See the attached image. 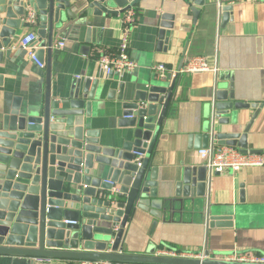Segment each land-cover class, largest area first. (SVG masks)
I'll return each instance as SVG.
<instances>
[{"label": "water", "instance_id": "1", "mask_svg": "<svg viewBox=\"0 0 264 264\" xmlns=\"http://www.w3.org/2000/svg\"><path fill=\"white\" fill-rule=\"evenodd\" d=\"M142 0H0V64L13 41L26 27L29 12L37 15V59L45 64L52 56L57 32L87 27V43L93 28L120 16L124 8ZM177 2L178 0H167ZM192 8H206L212 18L214 6L225 25L232 6L220 7L209 0H179ZM198 19L199 10L192 8ZM176 16L163 14L159 46L170 43ZM82 48V53L89 51ZM51 67H47L44 104L10 100L4 91L0 69V261L36 264L33 258H51L100 264H251L211 259L165 258L123 252L128 224L137 208L150 211L158 220L177 207L196 206L208 192L212 177L205 166H188L174 180H159L154 152L177 87L156 80L148 86L138 82L116 84L114 74L87 79L68 93L52 98ZM170 84V86H169ZM114 102L121 108L119 131L102 130L101 111ZM260 105L235 101L229 91L218 90L204 108L200 133L192 135L193 147L230 146L250 150L248 134ZM256 110L243 132L240 112ZM227 127V131H222ZM143 156L142 164L137 162ZM161 192L174 194L160 198ZM244 196V192H242ZM242 202H244L242 200ZM217 214L211 227L230 228L234 217Z\"/></svg>", "mask_w": 264, "mask_h": 264}, {"label": "crops", "instance_id": "2", "mask_svg": "<svg viewBox=\"0 0 264 264\" xmlns=\"http://www.w3.org/2000/svg\"><path fill=\"white\" fill-rule=\"evenodd\" d=\"M216 1L220 7L233 8L225 25H222L223 16H218L217 6L209 18L206 8L191 3L192 8L200 12L198 19L192 8L179 0H142L133 7L137 11V23L131 29L129 52L138 66L122 82L115 76L116 84L138 82L148 86L156 81L153 69L157 65L180 70L186 66L187 58H206L217 72L181 73L177 77L174 100L153 154L160 182L174 180L184 167L205 164L201 150L193 147L191 137L200 133L204 108L218 90L229 91L235 101L262 106L248 141L250 150L262 157L263 165L246 167L238 173L229 170L214 175L206 197L196 206L184 209L178 206L174 213H168L161 220L152 215V207L150 211L137 208L126 229L125 254L158 256V252L164 250L179 256L165 258L204 259L209 252L211 259L237 262H241L238 261L241 258L264 257V0ZM212 2L215 1L207 3ZM166 13L176 16L168 50L165 44L159 46L158 37L160 19ZM121 25L120 15L103 26H95L90 43H87V27H82L80 32H57L52 56L46 52V67L41 69L26 51L15 46L21 37L31 32L38 35L37 25L27 24L0 64L10 104L14 98H21L23 104H44L49 65L52 98L68 93L78 82L100 77L97 60L102 54L118 51ZM61 42H65L63 49L57 47ZM84 46L90 47L85 54L82 53ZM164 82L171 84L172 81ZM116 108L114 102H109L99 114L104 132L109 128L120 130L117 121L122 110ZM255 113L254 109L240 112L239 132L245 130ZM227 130L222 127V131ZM161 190L160 186V198L174 195ZM234 209L240 215L234 217L233 227L210 226L213 215H232ZM53 260L51 264H100ZM11 263L0 261V264Z\"/></svg>", "mask_w": 264, "mask_h": 264}, {"label": "built area", "instance_id": "3", "mask_svg": "<svg viewBox=\"0 0 264 264\" xmlns=\"http://www.w3.org/2000/svg\"><path fill=\"white\" fill-rule=\"evenodd\" d=\"M121 39L118 51L116 53L102 54L97 62L99 66V75L108 77L114 74L120 82L124 78L133 73L138 64L132 59L130 49V33L131 29L137 23V11L133 7L124 8V12L121 14ZM37 15L31 11L28 13L25 21L28 25L36 24ZM38 40V35L35 32H31L21 37L17 43L16 48L26 51L31 61H33L41 69H45L46 65L40 63L37 59L38 47L34 44ZM59 49L65 47V42H61L58 46ZM186 66L180 70L169 69L166 65L160 64L154 67L153 72L156 80H169L176 79L181 73H204V72H217L218 70L212 67V64L204 57H194L185 59ZM81 77H78L80 79ZM200 155L205 162V166L211 171V173L223 174L231 170L234 173L240 172L246 167L262 166V157L257 154L243 153L239 148L230 146H210L208 149L201 150ZM143 156L139 155L137 162L142 164ZM158 256L161 257H179L176 253L171 251H159ZM36 264H51L54 260L51 258H33ZM238 260V259H237ZM238 261L251 262L256 264H264V257L252 256L250 258H241ZM86 264V263H84Z\"/></svg>", "mask_w": 264, "mask_h": 264}]
</instances>
